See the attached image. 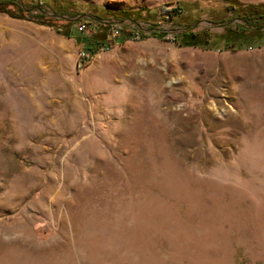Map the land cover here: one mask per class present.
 <instances>
[{"label": "rangeland", "instance_id": "374dc122", "mask_svg": "<svg viewBox=\"0 0 264 264\" xmlns=\"http://www.w3.org/2000/svg\"><path fill=\"white\" fill-rule=\"evenodd\" d=\"M206 20L196 31H223ZM80 55L0 13V264H264V46L167 36Z\"/></svg>", "mask_w": 264, "mask_h": 264}, {"label": "trees", "instance_id": "16d2710c", "mask_svg": "<svg viewBox=\"0 0 264 264\" xmlns=\"http://www.w3.org/2000/svg\"><path fill=\"white\" fill-rule=\"evenodd\" d=\"M0 13L19 20L31 18L37 24L73 39L81 53L78 69L112 46L148 37L165 39L173 36L174 41L183 45L215 51L264 46V2L249 5L237 0L208 5L202 1L177 2L174 6L162 4L147 10L114 11L103 5L91 4L82 8L77 3L66 5L58 0H0ZM64 16L67 17L64 23L56 25L57 18ZM203 16L207 17L208 23L222 26L223 31L220 34L196 31ZM82 24L87 26L85 33L79 30ZM178 30L182 32L176 34Z\"/></svg>", "mask_w": 264, "mask_h": 264}, {"label": "built area", "instance_id": "2783aa9c", "mask_svg": "<svg viewBox=\"0 0 264 264\" xmlns=\"http://www.w3.org/2000/svg\"><path fill=\"white\" fill-rule=\"evenodd\" d=\"M85 28H86L85 24H82V25L80 26L79 30H80V31H84ZM80 54H81V53H80ZM80 56H81V55H80Z\"/></svg>", "mask_w": 264, "mask_h": 264}]
</instances>
